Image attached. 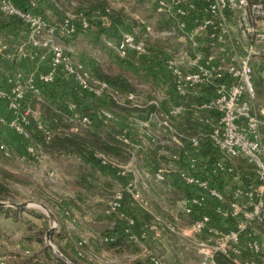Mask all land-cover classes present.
Here are the masks:
<instances>
[{
    "label": "built area",
    "instance_id": "1",
    "mask_svg": "<svg viewBox=\"0 0 264 264\" xmlns=\"http://www.w3.org/2000/svg\"><path fill=\"white\" fill-rule=\"evenodd\" d=\"M37 10V0H27V7L17 0H0V12L28 24L35 45L52 52L46 71L26 80L16 74L9 79V92L0 88V97L7 100L12 113L9 124L17 135L31 138L28 99L40 98L41 84L53 82L60 69L73 73L79 88L90 94H107L119 104L134 102L142 107L134 92H122L94 76L57 39L58 32L73 35L93 26L83 10L68 11L61 25L50 24ZM104 12L111 10L105 8ZM156 12L168 20V26L156 28L155 23L143 20V29L140 24L119 40L104 37V42L121 59L132 53L149 54L153 42H166L165 64L184 101L152 112L144 125L154 147L162 140L149 132L151 120L176 134L179 145L169 152V161L181 180L197 189L178 200L187 217L184 234L192 240L200 264H220V255L231 264H264V0H157ZM193 97L196 133L184 141L174 123L186 116V101ZM75 108L70 105V120L79 118ZM101 115L104 121L116 117L110 109H102ZM81 121L90 123L91 116ZM41 129L47 140L61 130ZM40 149L42 145L29 142L21 159L37 157ZM96 158L102 164L118 166L103 153ZM129 193L140 197L132 184L119 186L105 213L121 214L129 238L138 242L142 237L133 229L136 220L124 209ZM150 259L162 264L155 254Z\"/></svg>",
    "mask_w": 264,
    "mask_h": 264
},
{
    "label": "crops",
    "instance_id": "2",
    "mask_svg": "<svg viewBox=\"0 0 264 264\" xmlns=\"http://www.w3.org/2000/svg\"><path fill=\"white\" fill-rule=\"evenodd\" d=\"M59 1L61 5L58 0H37L38 13L50 24L61 25L64 23L68 11L78 13L83 10L90 17L93 24L91 28L83 31L79 30L73 35L62 32L57 33V39L70 50L75 62L83 64L90 72L100 71L109 73L111 68L114 69V73L111 74L110 72L109 75H122L125 77L135 88L132 92L136 94V102L142 104V107L135 106L134 102L119 104L122 108L117 107V109L112 110L115 112L116 117L113 120L104 121L101 115L102 109L98 110L95 108L91 98H84L82 94L75 95L76 101L71 102L69 105L76 106L75 112L79 114V118L77 120H70V114L63 113L64 123H60L58 127L67 133L84 134L90 131L92 134L97 132L103 138H113L115 141L111 143L118 142L123 150L117 156L93 147L92 150H94L95 154L92 156H84L81 153L48 152L45 147H42L41 151L43 153L61 154L66 159H71L70 161L74 160L83 164V166H80L81 169L85 168L84 165L89 167V169L84 171H90V174L86 175L89 187H86V183L80 179V174L77 173V190L73 191V194H70L66 202L57 204V206H61L58 208L59 213L70 212L72 217L70 214L68 221L73 227L79 226L82 223V219L86 221L89 219L92 223H97L99 222V218H95L94 215L92 216L94 212H91L89 215L85 211V204L88 201H86V198L91 197L101 202L98 204L101 211L99 216L104 217L106 215L104 208L109 201L108 197L110 194L112 195L116 187L120 185L132 184L133 190L135 192L138 191L140 197L134 198L133 193H129L126 197V206L124 209L129 216L135 218L136 225L133 229L142 237L140 241L147 239L150 235H154L153 239L155 243H160L165 248L164 250L162 247L163 249L161 250L167 258V264H184L181 259L183 252L179 251L178 244L171 242L172 240L167 234L179 242V237L176 238V235L182 236L186 232L188 224L184 220L187 217L181 212L178 200L186 194L197 192V189L185 184L178 175V171L172 168L168 155L173 149L168 151L167 149L164 150V146L166 145H174L175 147L171 146L174 149L178 147L179 144L174 140L176 134L159 127L156 120H151L152 127L149 132L151 135L162 140V143L158 147H154L148 135L149 128L144 125V122L147 119L149 120L152 112L164 111L169 106L184 101L177 94L174 74L165 64V56L167 55L166 42L165 44H163L162 40L153 42L149 54L144 55L142 59L132 58L129 62L120 60L116 52L104 42V37L117 41L125 32H130L140 24L141 29H143V20L150 22L149 20L153 18V5L155 6L154 13L156 17L154 22L156 28L168 26V20L156 12L157 0ZM101 1L105 4L104 8L99 7ZM68 4L72 5L71 8L73 10L63 8L65 5L69 6ZM114 4L118 5L119 9L114 8L112 6ZM105 8H110L111 12L107 14L104 12ZM75 50L77 51L75 52ZM51 60L52 52L49 48L35 45L32 30L28 24L20 20L3 22L0 19V88L9 92L11 86L9 79L12 76L20 74L26 80L32 75L34 76L46 71L51 66ZM64 78L68 82H75L73 73L69 71H64ZM144 82H153L150 84L152 89H146L143 86ZM68 89L61 88L59 93H67L66 95L69 97L72 93L70 94V90ZM34 98L38 102L31 105L32 102L30 99L27 102V106L30 108L38 128L41 129V126L52 127V120L45 119L44 110H42V106L48 104L45 95L43 97L41 94L40 98ZM194 99L195 97L186 101L188 111L186 116L182 117L183 120L187 118L194 119L193 109L191 108ZM49 105L54 110L56 109L55 105L50 103ZM84 116H91L92 121L86 124L83 123L81 118ZM11 117L12 113L7 100L0 97V141L5 139L6 142L11 144L12 148L14 144L17 146L18 142L14 139L16 133L9 124ZM184 126L186 125L184 124ZM32 130L33 136L38 134V131L36 128L34 129L33 125ZM124 138L128 139V142ZM168 142L171 143L167 144ZM0 144H3V142ZM125 148H133V154L138 156L139 170H131L127 169V167L124 169L120 165L102 164L96 158L97 153H106L105 155L110 159L119 158L121 154L126 155L124 153ZM21 154L23 155L24 153L21 151ZM137 178H141V180L138 179L139 181H137ZM61 223L62 228L57 234L71 236L67 232L64 222ZM150 226L154 227L150 228ZM107 227L111 229L109 233L110 237L113 238V241L110 242H114L117 236L113 230L115 228V222L109 221ZM107 227L100 230V232H104ZM172 227H175L176 230L172 229ZM98 229L96 231L97 234H99ZM182 237L191 240L187 235ZM66 239L68 238L63 240ZM99 239L103 243L102 238L100 237ZM17 245L19 249H24L22 248L23 245ZM143 246H146V244ZM110 249L119 253L121 252V250H116L113 247H110ZM144 249L147 251V246ZM144 249L142 247L140 251L145 252ZM25 250L26 252L31 251L27 245ZM122 251L123 253L128 252L127 250ZM195 253L198 257L196 249ZM146 259L149 261L148 258ZM149 263L153 264L151 261Z\"/></svg>",
    "mask_w": 264,
    "mask_h": 264
},
{
    "label": "rangeland",
    "instance_id": "3",
    "mask_svg": "<svg viewBox=\"0 0 264 264\" xmlns=\"http://www.w3.org/2000/svg\"><path fill=\"white\" fill-rule=\"evenodd\" d=\"M58 2L61 5L59 0ZM68 5L63 6V8L73 10L71 8L72 5ZM112 6L119 9L118 5L114 4ZM152 8L153 18L149 21L155 23V6L153 5ZM109 71L112 74L115 70L111 68ZM151 83L144 82L143 86L146 89H152L150 87ZM262 93L260 89V97L263 96ZM118 107L120 108L121 106ZM188 130L193 133L196 130V126L193 124L191 126L188 125L186 126V131ZM192 133L186 136H191ZM2 142L3 144H0V184L3 186V189L0 194V201L7 203L28 201L30 205L24 208H17L9 204L0 207V264H21L29 260V258L34 260L35 258H40L41 254L39 253L43 240L49 246L46 237L47 231L51 227H56L51 234V242L55 248L49 247L53 253L63 258V252L58 248L55 238L57 232L62 228L61 222H64L67 232L71 235L68 239L63 240L62 246L70 255V258L75 259L74 261L77 260L85 264H150V255L155 254L161 259L162 264H167V258L161 250L164 246L160 245V243H155L153 239L154 235L136 242V247H139L140 250H142V247L144 249L147 246L148 250L144 249L145 252L127 250L128 252L123 253L121 251L119 253L111 250L104 242L101 243L99 238L102 237V231L100 232V230L105 229L109 221H114L116 216L122 219V215L116 213L114 214L115 217L111 220L106 216H99L101 214L100 207L98 206L100 201L97 199L87 197L86 201H88L85 204L86 213L90 215L91 212H94L92 216L94 215L95 218H99V222L97 223H92L89 219L87 221L82 219V223L79 226L73 227L68 221L71 213H59L58 208L61 206L59 207L57 204L66 202L70 194H73V191L77 190V173L89 175L90 171L84 172L89 167L84 165L85 168L81 169L80 166H83V164L78 161H70L71 159H66L61 154L43 153L41 149L37 157L31 158L32 160H24L21 159V148H18L16 144L11 148V144L6 142L5 139L0 141V143ZM170 143L168 142L167 144ZM171 146L175 147L174 145H166L164 146V150L174 149ZM133 151V148H125L124 153L127 156L121 154L119 158L111 159V161L124 169L127 167V169L139 170L138 156H135ZM6 152H8L7 155ZM241 165L245 166L244 163ZM138 179L141 180V178H137V181H139ZM118 188L119 186L116 187L112 195L110 194L108 200L112 199ZM42 204H45L48 208H45ZM49 210L53 215L49 214ZM70 216L72 217V214ZM97 229L99 230V234L96 232ZM167 236L172 240L171 242L178 244L179 251L183 252L181 259L184 264H199L192 240L183 238L182 236H186L184 234L182 236L176 235V238L179 237V242L177 239H172L171 235L167 234ZM17 244L23 245L24 247L22 246V248L24 249H19ZM144 244L146 246H143ZM26 245L30 248V252H26ZM55 249L60 251L62 255L56 252ZM71 259L65 258L64 260L71 264H78ZM34 262L32 261L31 264H35Z\"/></svg>",
    "mask_w": 264,
    "mask_h": 264
},
{
    "label": "trees",
    "instance_id": "4",
    "mask_svg": "<svg viewBox=\"0 0 264 264\" xmlns=\"http://www.w3.org/2000/svg\"><path fill=\"white\" fill-rule=\"evenodd\" d=\"M18 4H20L23 7H27V0H17ZM100 3V2H99ZM101 8L105 7V4L103 1H101L100 6ZM0 19L4 22V21H15L18 20L16 18H12V17H8L5 16L4 14H2L0 12ZM19 21V20H18ZM144 57V55H140L138 53H132L130 55V57L128 59H121L123 62H129L130 59L135 58V59H142ZM92 72V71H91ZM92 74L94 76H97L98 78L107 80L114 88L122 91V92H126V91H134V87L131 85V83L122 75H109V74H105L103 72L100 71H94L92 72ZM74 81V80H73ZM61 88H65L70 90V94L72 93V95H69V97L66 95L67 93H63L60 94V90ZM41 94L42 96L46 97L48 104H44V106H42V110H44V116L45 119L47 120H52L51 121V125L52 128L54 130H56L59 126L60 123H64L63 121V113L66 114H70L71 110H70V103L71 102H75V95L77 94H82L84 98H91L93 101V106L95 108L99 109H117L119 105V103H117L110 95L104 94V95H100V96H95L93 94H90L89 92H86L82 89L79 88V86L77 85V83L75 82H68L66 78H64V70H59L57 77L55 78V80L53 82L50 83H42L41 84ZM31 99V105H34L35 102H38L36 100V98L32 97ZM28 99V101L30 100ZM50 104H53L56 106V109L54 110V108H52ZM94 108V109H95ZM62 112V113H60ZM30 118L32 121V125L34 126V129L36 128V130L38 131L37 135L33 134L31 135L30 139H25L19 135L16 134L15 138L18 142L17 146L18 148H21L20 150L25 154L26 152V145L30 142V143H37L42 145V147H45L46 150L48 152H66V153H81L84 156H92L94 155V150H92L93 147H96L97 149H100L106 153H111L113 155H119L122 151L121 146L119 145L118 142H114V144H112L111 142L115 141L113 138L111 137H107V138H103L102 136H100L97 132L92 133L90 131H88L86 134H81V133H72L69 132L67 133L65 130L61 129V130H56L52 137L47 140L45 138V132L38 128L36 122H35V118L33 117V114H30ZM183 118H179L178 120H176L175 125L177 127L178 130V134H183V136L180 135L181 139H183L184 141H186V135H190L192 132L186 131V126H191L192 124L194 126H197V121L191 118H187L184 119ZM102 121V120H101ZM184 124L186 126H184ZM32 127V126H31ZM189 133V134H187ZM196 132L194 131L192 133V135H194ZM35 139V141H39V142H35L33 141ZM158 147V146H156ZM3 151V150H2ZM210 151V150H209ZM205 152H208V150H206ZM3 153V152H2ZM105 153V154H106ZM4 154V153H3ZM107 156V155H106ZM108 157V156H107ZM109 158V157H108ZM89 159V157H88ZM100 162V161H99ZM80 179L86 183V187H89V183L87 181V176L86 174H80ZM2 189L3 186L0 184V194L2 193ZM107 218H109L110 220L112 218L115 217L114 214H106L105 215ZM116 219L113 221L115 222V228L113 229L116 233V239L114 242H110L109 240H106L110 237V231L111 229L107 227V229L102 232L101 234V238H102V242H104L109 248L113 247L116 248V250H132V252H138L140 251L139 247H136V242L132 241L129 238V234L126 231V222L123 219H120L119 217H115ZM118 219V220H117ZM56 238V244L58 246V248L61 250V252H63V255L66 257V259H71L70 255L67 253V251H65L64 247L61 244V241H63V239L65 238H69L68 236H61V234H57L55 236ZM113 241V240H112ZM62 246V247H61ZM132 247V248H131ZM41 257L40 258H29V260H26V262H22L21 264H31L32 261H35V264H71L67 261H65L63 258L57 256L55 253H53V251L51 250V248L49 246H47L44 243L43 240V244H42V248L40 250ZM73 262L78 263V264H85L79 261H74L75 259H71ZM218 261L220 264H231L230 260L225 257L224 255H220L218 257ZM152 262V260H151ZM153 263V262H152Z\"/></svg>",
    "mask_w": 264,
    "mask_h": 264
},
{
    "label": "water",
    "instance_id": "5",
    "mask_svg": "<svg viewBox=\"0 0 264 264\" xmlns=\"http://www.w3.org/2000/svg\"><path fill=\"white\" fill-rule=\"evenodd\" d=\"M7 204L9 205H13L17 208H24V207H27L30 205V202L28 201H24V202H4V201H0V207H3V206H6ZM42 206H44L45 208H48L45 204H42ZM49 214L53 215L52 212L49 210ZM56 227H51L48 231H47V237H46V240H47V244L52 247V248H55L54 245L52 244L51 242V234L53 233V231L55 230ZM56 252L60 253V251H58L57 249H55ZM61 254V253H60ZM62 255V254H61ZM63 258H66L64 255H62Z\"/></svg>",
    "mask_w": 264,
    "mask_h": 264
}]
</instances>
